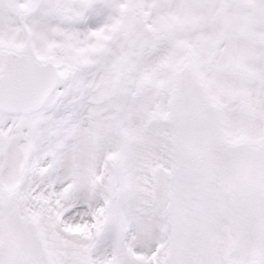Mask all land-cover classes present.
I'll return each mask as SVG.
<instances>
[{"label": "snow or ice", "instance_id": "snow-or-ice-1", "mask_svg": "<svg viewBox=\"0 0 264 264\" xmlns=\"http://www.w3.org/2000/svg\"><path fill=\"white\" fill-rule=\"evenodd\" d=\"M0 264H264V0H0Z\"/></svg>", "mask_w": 264, "mask_h": 264}, {"label": "rangeland", "instance_id": "rangeland-1", "mask_svg": "<svg viewBox=\"0 0 264 264\" xmlns=\"http://www.w3.org/2000/svg\"><path fill=\"white\" fill-rule=\"evenodd\" d=\"M242 13H244L243 11H237L236 12V15L237 16H240V17H243L242 16ZM185 19L186 21H191L193 20L194 18L198 17V16H203V15H207V13L203 10H200V9H189L185 12ZM259 36V32H258V35ZM245 44L250 46V47H253L255 48L254 46H252L253 44V41L249 39V41H245Z\"/></svg>", "mask_w": 264, "mask_h": 264}, {"label": "flooded vegetation", "instance_id": "flooded-vegetation-1", "mask_svg": "<svg viewBox=\"0 0 264 264\" xmlns=\"http://www.w3.org/2000/svg\"><path fill=\"white\" fill-rule=\"evenodd\" d=\"M258 32H259V31H257V32L254 34L255 36L253 35V37H254V41H255V43H256L257 46L259 45V40H258V36H257V35H258Z\"/></svg>", "mask_w": 264, "mask_h": 264}]
</instances>
